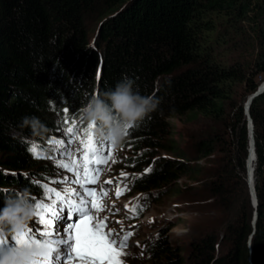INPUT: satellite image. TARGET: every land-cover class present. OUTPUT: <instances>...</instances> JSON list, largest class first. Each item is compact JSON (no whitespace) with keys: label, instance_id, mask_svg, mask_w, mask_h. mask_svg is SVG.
<instances>
[{"label":"trees","instance_id":"1","mask_svg":"<svg viewBox=\"0 0 264 264\" xmlns=\"http://www.w3.org/2000/svg\"><path fill=\"white\" fill-rule=\"evenodd\" d=\"M125 77L135 92L160 100L122 143L140 174L134 188L152 200V188L186 180L217 215L216 228L188 242L155 237L151 262L264 264V92L250 106L254 228L244 111L264 81V0H0V208L15 186L39 192L33 181L48 167L29 148L47 137L53 115L64 106L82 115L93 93L102 96ZM23 117L39 118L47 131L34 135ZM171 119L188 126L187 143Z\"/></svg>","mask_w":264,"mask_h":264},{"label":"snow or ice","instance_id":"2","mask_svg":"<svg viewBox=\"0 0 264 264\" xmlns=\"http://www.w3.org/2000/svg\"><path fill=\"white\" fill-rule=\"evenodd\" d=\"M67 113L69 110L64 109ZM64 132L68 140L59 139L60 161L58 166L73 173L75 179L65 177L61 181L51 180L50 184L60 183L65 187L57 189L48 184L41 185L42 195L40 199L33 197L36 209V226L28 227L23 236L13 237L7 241H0V250L21 245L24 243H39L49 240L55 246V256L50 264H70L76 260L78 264H124L121 257L126 253L128 240L133 235L128 232L123 237L113 233L112 230L104 231L107 227L104 220L93 215L95 211H103V205L97 204L107 195L105 191L97 194L95 189L85 187V184H95L103 171L101 165H106L112 159L114 145L98 138L93 129V124H86L80 118L72 114L64 117ZM134 126H130V129ZM85 128L86 136L80 139L83 155L81 165L71 151L73 142L80 138L81 129ZM128 135V133H127ZM36 158H41L35 143L29 148ZM81 149L78 148L77 152ZM115 162V161H113ZM150 171V169L148 170ZM122 175H125L122 173ZM111 183V181H107ZM79 185V188L74 187ZM117 191V196L121 195ZM62 225V227H61Z\"/></svg>","mask_w":264,"mask_h":264},{"label":"clouds","instance_id":"3","mask_svg":"<svg viewBox=\"0 0 264 264\" xmlns=\"http://www.w3.org/2000/svg\"><path fill=\"white\" fill-rule=\"evenodd\" d=\"M133 86L134 81L125 77L102 96L93 95L81 109L83 119L96 126L94 134L114 146L123 143L130 126L143 121L160 104L154 96L135 92ZM21 126L30 127L34 135L47 131L37 117H23ZM26 140L22 138L21 142ZM35 215L36 209L27 190H17L7 196L0 208V241L23 236ZM55 254V246L49 240L24 243L0 250V264H50Z\"/></svg>","mask_w":264,"mask_h":264},{"label":"rangeland","instance_id":"4","mask_svg":"<svg viewBox=\"0 0 264 264\" xmlns=\"http://www.w3.org/2000/svg\"><path fill=\"white\" fill-rule=\"evenodd\" d=\"M101 21L102 20H100L98 24H100ZM79 99L81 100V97ZM170 121L175 125L177 132L176 137L178 138V140L181 141L183 144L187 143V134L185 129L188 126L184 127V125H182L176 119L175 120L171 119ZM185 148L188 157L191 158L193 155L192 150L188 149L187 146ZM157 157L172 159V157H169L167 154L164 153L161 154L159 153ZM115 161L116 162L119 161V163H121L122 159L116 158ZM255 164H254V168H256ZM137 174L140 176L139 173ZM247 178H248V174L246 170V181L249 189L248 192L250 195L251 206L253 208V212L251 214V225L254 228V223H255L254 219H255L256 210L254 208V204H253L254 198L252 197V193L249 188ZM254 179H255V170H254ZM192 185L195 184L183 180V181H179V183L176 184L175 186L173 185L163 188L162 187L152 188L150 190V192L154 195V198H152V200L151 199L149 200V192L148 194L139 192L134 187L132 192H128L125 195L126 197L130 195V200H129L130 202H133L134 199L139 200L138 208L136 210L137 214L136 217H134L133 223L139 224L141 235L139 234L137 239L133 240V244H135L133 248L135 249L138 248L139 244L146 245V248L144 246V251L141 252L139 251L135 257L133 256V254H129L132 257L128 256L127 260H129L131 264H154L153 262H151V258L149 254V244L158 235L167 233L168 236L171 237V240L173 242L182 244L185 241L187 242L190 241L193 237H195V235L197 234L199 235V233H201V231L206 228H216L217 220L214 216L217 215H215L213 209L210 206L202 207L204 206L202 205L203 202L197 201V199L201 197L200 196L201 188H198L197 186L190 188ZM17 190H24V189H22V186L18 185L9 189V192L15 193ZM113 191L114 190L111 187L110 197H113L112 196ZM142 201H144L143 204ZM236 210L239 211L238 208L235 209V212ZM129 211L130 209L128 207H123L124 213H128ZM218 212L222 216H224L223 218H225L226 211H223V213L221 211ZM231 219L235 220V215L232 216ZM250 243L251 242L249 239V244ZM249 246L250 248L252 247L251 244ZM129 251L131 252V250Z\"/></svg>","mask_w":264,"mask_h":264},{"label":"water","instance_id":"5","mask_svg":"<svg viewBox=\"0 0 264 264\" xmlns=\"http://www.w3.org/2000/svg\"><path fill=\"white\" fill-rule=\"evenodd\" d=\"M264 92V81L259 85V87L257 88V90L251 94L248 99L245 102L244 105V110H245V115L247 117V126H248V131H249V146H248V156H247V160H246V170H247V174H248V185L249 188L251 190L252 193V197L254 198V208L256 209L258 206V197H257V193H256V185H255V179H254V166L251 167L252 163L257 159V155H256V150H255V137H254V124H253V120L251 118L250 115V106L253 102V100L258 97L259 95H261ZM257 211L255 212V222L257 220ZM255 226V223H254ZM252 238V236H251ZM251 238H250V242H251ZM251 244V243H250ZM249 244V245H250Z\"/></svg>","mask_w":264,"mask_h":264},{"label":"bare ground","instance_id":"6","mask_svg":"<svg viewBox=\"0 0 264 264\" xmlns=\"http://www.w3.org/2000/svg\"><path fill=\"white\" fill-rule=\"evenodd\" d=\"M256 162V161H255ZM254 166V162L252 163V165H251V167H253Z\"/></svg>","mask_w":264,"mask_h":264}]
</instances>
